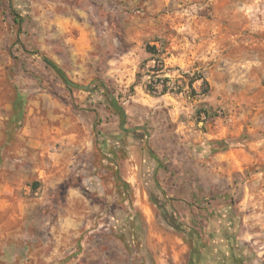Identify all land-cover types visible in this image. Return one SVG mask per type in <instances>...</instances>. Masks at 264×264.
<instances>
[{
    "label": "rangeland",
    "instance_id": "rangeland-1",
    "mask_svg": "<svg viewBox=\"0 0 264 264\" xmlns=\"http://www.w3.org/2000/svg\"><path fill=\"white\" fill-rule=\"evenodd\" d=\"M172 37L197 103L147 93ZM0 207L37 264H264V0H0Z\"/></svg>",
    "mask_w": 264,
    "mask_h": 264
},
{
    "label": "crops",
    "instance_id": "crops-1",
    "mask_svg": "<svg viewBox=\"0 0 264 264\" xmlns=\"http://www.w3.org/2000/svg\"><path fill=\"white\" fill-rule=\"evenodd\" d=\"M145 56L147 59L146 66L148 68V71H147L149 74L147 76L148 78L150 75L156 73L154 71L155 58L150 52H146ZM195 56H196V53H193L186 43L177 44L176 38L172 37L170 48L168 49L166 54L161 56V58L164 61L165 67L168 69V72L172 74L173 71H175L176 69L185 70L186 68H188L193 62L192 60L193 58H195ZM186 72H189V71H186ZM201 85L202 83L199 80L195 81L194 84L192 85L191 92H193L192 93L193 96H191L192 98L191 97L190 98L191 100L195 101V103H197L196 99L197 97H199V92H200L199 90H200ZM142 92L144 93V91ZM157 99L160 100V102H164V103H171V101H175V102L177 101L176 98H174L170 94L162 96V97H158ZM182 108H185V107H182ZM33 186H34V190H36V188L38 187V183H34ZM7 206H10L9 203L7 204ZM5 209L6 207H3V208L0 207V215H1V212L4 211ZM10 225L11 226L14 225V220L11 221ZM14 239H15L14 231L11 230L7 232V235H5V237L0 232V264H37L36 252L30 253L27 261L21 260L20 257H18L19 255H15L13 252H6L5 254L1 252L2 242L4 241L12 242L14 241ZM42 256H45L47 258L46 254L40 255V257ZM30 258H34V261H29Z\"/></svg>",
    "mask_w": 264,
    "mask_h": 264
},
{
    "label": "built area",
    "instance_id": "built-area-1",
    "mask_svg": "<svg viewBox=\"0 0 264 264\" xmlns=\"http://www.w3.org/2000/svg\"><path fill=\"white\" fill-rule=\"evenodd\" d=\"M154 71L156 73L150 75L147 79L146 90L150 95L162 97L168 94L191 92L192 86H190L189 81L186 85L182 81L186 74L185 71L176 69L172 74L169 73L161 56L155 59ZM201 118L205 119V114H202Z\"/></svg>",
    "mask_w": 264,
    "mask_h": 264
},
{
    "label": "trees",
    "instance_id": "trees-1",
    "mask_svg": "<svg viewBox=\"0 0 264 264\" xmlns=\"http://www.w3.org/2000/svg\"><path fill=\"white\" fill-rule=\"evenodd\" d=\"M10 1H12V0H10ZM18 24H20V21H18ZM148 52H150L155 59H158L162 55V52L155 46L150 47L148 49ZM46 62L48 63L49 66H51L55 70V72L60 77V79L64 82L65 85L73 86L74 88H81L79 85L72 83L70 81V79L67 77V75L64 72V70L62 68H60L55 62H53V61H51L49 59H46ZM201 79H202L201 77H195V76L192 77L189 80L190 86H192L195 81L201 80ZM109 101H110L111 107L115 110V112L118 113L123 118H125L126 117V113H125L124 109L122 107L118 106V104L116 103L114 98L110 97Z\"/></svg>",
    "mask_w": 264,
    "mask_h": 264
}]
</instances>
